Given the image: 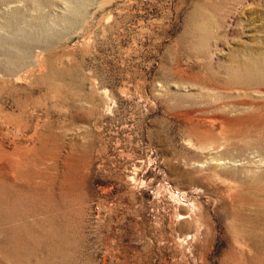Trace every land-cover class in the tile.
Listing matches in <instances>:
<instances>
[{
	"label": "rangeland",
	"instance_id": "obj_1",
	"mask_svg": "<svg viewBox=\"0 0 264 264\" xmlns=\"http://www.w3.org/2000/svg\"><path fill=\"white\" fill-rule=\"evenodd\" d=\"M15 35L44 149L0 172V264H264V0H0Z\"/></svg>",
	"mask_w": 264,
	"mask_h": 264
},
{
	"label": "bare ground",
	"instance_id": "obj_2",
	"mask_svg": "<svg viewBox=\"0 0 264 264\" xmlns=\"http://www.w3.org/2000/svg\"><path fill=\"white\" fill-rule=\"evenodd\" d=\"M0 45L4 48H5V45L8 48L10 46L11 47L12 46L17 47L19 45V39L16 38V35L11 37V38L5 37V39H3L1 37L0 38ZM2 50H3V48H2ZM5 55H6V57L4 59L0 57L1 58L0 59V83H1L0 87L7 86V84L17 86L18 84H21L23 82H28V83H29V81L32 82V80L35 79V77H34L35 72L34 71L23 70L22 68H20L24 63L28 62V59L25 62L26 58L24 59V56L23 57L19 56L20 54H18L16 57H14L13 55H7V54H5ZM32 58H33V56H32ZM34 65H36V64H34ZM24 66L26 67V64ZM17 111L18 112H16V113L14 110L9 112V111L1 110V108H0V172L5 171V173L7 172L14 179L20 180V179H24L30 175L29 171H31L32 170L31 168L34 167L33 162L35 160L38 161V156L40 154H42L44 146L41 144H37V142L39 141V133H38V126H37L38 122L35 123L33 128L30 130V133H29L28 138H27L28 139L27 145L26 146L20 145L21 143L19 141V138H20L19 134H20L21 128H20V121L18 120V118H20L19 115L22 116L21 107H18ZM29 114L31 116L32 115L34 116V114H35L34 109L32 111H29ZM11 117H12V120L10 121ZM5 122H9L11 125H13V127L15 129V132H14L15 136H13L11 139H9V136H11V135L8 136V133L4 131L3 126L5 125L4 124ZM43 141H45V140H43Z\"/></svg>",
	"mask_w": 264,
	"mask_h": 264
}]
</instances>
